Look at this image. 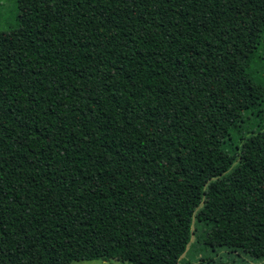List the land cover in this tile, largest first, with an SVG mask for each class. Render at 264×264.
<instances>
[{
    "label": "trees",
    "instance_id": "obj_1",
    "mask_svg": "<svg viewBox=\"0 0 264 264\" xmlns=\"http://www.w3.org/2000/svg\"><path fill=\"white\" fill-rule=\"evenodd\" d=\"M13 15L0 264H181L223 223L264 237V0H14Z\"/></svg>",
    "mask_w": 264,
    "mask_h": 264
},
{
    "label": "rangeland",
    "instance_id": "obj_2",
    "mask_svg": "<svg viewBox=\"0 0 264 264\" xmlns=\"http://www.w3.org/2000/svg\"><path fill=\"white\" fill-rule=\"evenodd\" d=\"M0 30H6L14 14V0H0ZM234 225L221 224L220 229L207 242L199 245L192 238L186 253L181 257V264H205L209 261L229 264H264V237L253 232H243ZM225 243L218 246L217 243ZM227 243V245H226ZM71 264H124L119 261H75Z\"/></svg>",
    "mask_w": 264,
    "mask_h": 264
}]
</instances>
